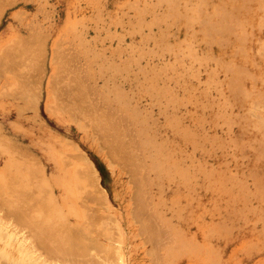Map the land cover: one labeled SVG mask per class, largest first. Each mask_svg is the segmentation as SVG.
<instances>
[{"label": "rangeland", "instance_id": "374dc122", "mask_svg": "<svg viewBox=\"0 0 264 264\" xmlns=\"http://www.w3.org/2000/svg\"><path fill=\"white\" fill-rule=\"evenodd\" d=\"M2 49L0 264H264V0H0Z\"/></svg>", "mask_w": 264, "mask_h": 264}, {"label": "bare ground", "instance_id": "6f19581e", "mask_svg": "<svg viewBox=\"0 0 264 264\" xmlns=\"http://www.w3.org/2000/svg\"><path fill=\"white\" fill-rule=\"evenodd\" d=\"M62 25H63V24H62ZM65 25H66V24H65ZM59 26H60V25H59ZM68 26H69V25H68ZM66 29H69V27L66 26ZM66 33L69 34V32H66ZM34 37H36V36H34ZM39 37H40V36H39ZM37 38H38V36H37ZM17 39H18V38H17ZM71 40H72V39H71ZM44 41H46V40H44ZM18 42H20V41H18ZM33 42H34V41H33ZM14 43H16V42H14ZM24 43H25V42H24ZM31 43H32V42H31ZM18 44H19V43H18ZM9 45H10V44H9ZM11 45H14V44H11ZM25 45H26V44H25ZM58 45H59V44H58ZM21 46H24V45H21V44H20L19 47H21ZM6 47H7V46H5V48H6ZM16 47H17V46H16ZM16 47H15V48H16ZM28 47H29V46H28ZM30 47H31V46H30ZM59 47H60V46H59ZM8 48H11V47H8ZM23 48H24V47H23ZM57 48H58V46H57ZM3 49H4V48H3ZM3 49H2V51L5 52V53L8 51L7 49H6V51L3 50ZM12 49H13V48H12ZM25 49H26V48H25ZM44 49H45V48H44ZM50 49H51V48H50ZM10 50H11V49H10ZM14 50H15V49H14ZM20 50L22 51L23 49L20 48ZM55 50H56V49H55ZM55 50H54V51H55ZM68 50H69V49H68ZM70 50H71V49H70ZM2 51L0 50V52H2ZM12 51H13V50H11V52H12ZM71 51H72V50H71ZM3 52H2V55H3ZM17 52H18V51L16 50V51H15L16 55L18 54ZM24 52H25V50H24ZM26 52H27V51H26ZM31 52H32L31 50L28 51L29 54H30ZM7 53H8V52H7ZM7 53L4 54V55L6 56V57L4 56L5 59L1 56L2 59H0V60H1V61H0V68H1L0 71L5 70L6 72H8V71H7V68L11 65V64H9V62H7V60L9 61V59H10L9 57H10L11 55H10L9 53H8V54H7ZM15 53H14V54H15ZM41 53H42V52H41ZM44 53H45V52H44ZM44 53H43V54H44ZM55 53L57 54V52H54V54H55ZM12 54H13V53H12ZM32 54L34 55L33 52H32ZM43 54H42V55H43ZM8 55H10V56H8ZM20 55H21V54H20ZM23 55H24V53H23ZM23 55H22V57H23ZM26 55H27V54H25V58H26ZM30 55H31V54H30ZM33 55H31V57H29V55H27V58H28L30 61H33V60H34V56H33ZM7 57H8V58H7ZM22 57H20V58H19V57H15V58H16V59L19 58V59L22 60ZM23 58H24V57H23ZM56 58H57V57H56ZM74 58H75V57H74ZM11 59L14 60V58H11ZM16 59H15V63H14V61H13V63H14L15 65L17 64V63H16V62H17ZM35 59H36V58H35ZM5 60H6V61H5ZM24 60H25V59H24ZM77 60H78V59H77ZM18 61H19V60H18ZM35 61H36V60H35ZM35 61H34V62H35ZM67 61H68V60H67ZM72 61H73V60H72ZM74 61H75V60H74ZM21 62H22V61H21ZM24 62H25V61H24ZM53 62H54V61H53ZM55 62H56V61H55ZM55 62H54V63H55ZM7 63H8L9 65H8ZM10 63H11V62H10ZM30 63H31V62H30ZM32 63H33V62H32ZM32 63H31V65L34 64V63H33V64H32ZM23 64H24V63H23ZM7 65H8V66H7ZM18 65H19V64H18ZM69 65H70V64H69ZM1 66H2V67H1ZM34 66H35V65H33L32 67H34ZM63 66H64V65H63ZM26 67H27V66H26ZM32 67H31V68H32ZM36 67H37V66H36ZM66 67H67V66H66ZM10 68H12V67H10ZM10 68H8L9 71H12L13 68H12V70H11ZM67 69H68V67H67ZM16 70H17V68L15 69V71H16ZM5 71H4V72H5ZM66 71L68 72L69 69L66 70ZM58 72H59V71H58ZM13 73H14V72H13ZM80 74H81V73H80ZM73 75H74V74H73ZM88 76H89V75H88ZM2 77H3V76H2ZM70 77H71V76H70ZM16 80H17V79H16ZM86 80H87V79H86ZM55 81H56V80H55ZM88 81H89V80H88ZM90 81H91V80H90ZM13 83H14V82H13ZM49 83H51V82H49ZM58 83H59V82H58ZM54 84H55V83H54ZM51 85H52V84H51ZM56 85H57V84H56ZM66 86H67V88H68V84H67V85L64 84V86H63L64 88H61V90H59V91H63V94L67 93L68 89H66ZM81 87H82V86H81ZM8 88H10V87H7V89H8ZM27 88H28V87H27ZM52 88H53V87H52ZM5 89H6V88H5ZM29 89H30V88H29ZM50 89H51V88H50ZM53 89H54V88H53ZM53 89H52V90H53ZM65 90H66V91H65ZM9 91H10V90H9ZM50 91H51V90H50ZM64 91H65V92H64ZM11 92H12V91H10V93H11ZM19 92H21V91H19ZM51 92H53V91H51ZM54 92H55V90H54ZM70 92H71V91H70ZM89 92H90V91H89ZM92 92H93V91H92ZM8 93H9V92H8ZM59 93H60V92H59ZM52 94H53V93H52ZM56 94H57V93H56ZM61 94H62V92H61ZM68 94H69V93H67V97H66V95H65V96L61 95L62 98H63V99L61 98V100H64V99L66 100V98H69ZM15 95H16V93H15ZM59 95H60V94H59ZM91 96H92V95H91ZM64 97H65V98H64ZM61 100H60V101H61ZM60 101H59V102H60ZM61 102H65V103L71 104V103H69V100H68V99H67V102H66V101H61ZM103 102H104V101H103ZM60 104H61V103H60ZM63 104H64V103H63ZM68 104H64V109L67 108V107L65 108V105H67V106L69 107V108H67V109H71V107H70L71 105L69 106ZM61 106H62V105H61ZM85 106H87V105H85ZM85 106H84V109H85V111H86V108H87V107L85 108ZM53 107H54V106H53ZM76 107H77V106H76ZM48 108H49V107H48ZM50 108H51V107H50ZM61 108H62V107H61ZM52 109H53V108H52ZM88 109H89V108H87V111H86V112L90 111V110H88ZM90 109H91V108H90ZM53 110H54V109H53ZM68 111H69V110H68ZM63 112H64V111H63ZM60 113H61V112H60ZM88 113H89V112H88ZM88 113H87V114H88ZM90 113H92V112H90ZM90 113L88 114V118H89V116L92 115V114L90 115ZM106 113H107V112H106ZM65 114H66V111H65ZM70 114H71V113H70ZM70 114H69V115H70ZM107 114H109V113H107ZM110 114H111V113H110ZM85 115H86V113H85ZM104 115H106V114H104ZM96 116H97V115H96ZM96 116H94V118H96ZM100 116H101V115H99V116H97V117H100ZM67 117H68V116H67ZM71 117H72V116H71ZM86 117H87V116H86ZM102 117H106V118H107V116H103V114H102ZM111 117H112V115H111ZM114 118H115V117H114ZM90 119H91V117H90ZM99 119H102V120L104 121L103 118H99ZM107 119H108V118H107ZM91 120H92V119H91ZM96 120H97V119H96ZM113 120H114V119H113ZM115 120H116V119H115ZM115 120H114V121H115ZM117 120H118V119H117ZM99 121H100V120H99ZM99 121L97 122L98 124H99ZM105 121H107V120L105 119ZM74 122H75V121H74ZM95 122H96V121H95ZM109 122H111V121H109ZM109 122L107 121L106 124H108ZM115 122H116V121H115ZM118 122H119V121H118ZM101 123H102V122H101ZM104 123H105V122H104ZM112 123H113V122H112ZM119 123H120V122H119ZM119 123H116V124H119ZM77 124H78V123H77ZM114 124H115V123H114ZM121 124H122V123H121ZM103 125H104V124H103ZM108 125H109V124H108ZM85 126H86V125H85ZM94 126H95V124H94ZM96 126H97V124H96ZM100 126H101V124H100ZM109 126H112V125H109ZM109 126H108V128H109ZM122 126H123V125H122ZM122 126H121V127H122ZM124 126H125V125H124ZM92 127H93V126H92ZM116 127L119 128V125H117ZM116 127H114L115 130H117ZM77 128H78V127H77ZM98 128H99V125H98ZM114 128H113V129H114ZM100 129H103V127H100ZM104 129H106V128H104ZM96 130H97V127H96ZM106 130L109 131L110 129H106ZM115 130H113V132H114ZM110 131H111V130H110ZM117 131H118V130H117ZM125 131H126V130H125ZM132 131H133V130H132ZM100 132H101V130H100ZM100 132H99V133H100ZM102 132H103V133H101V134H102V136H104L103 134L105 133V130H104V131L102 130ZM119 132H120V131H119ZM106 133L109 135L110 132H106ZM106 133H105L106 138H105V136H104V138H105L107 141L109 140V141L111 142L112 140L107 139V137H109L110 135L107 136ZM116 133H117V132H116ZM120 133H121V132H120ZM124 133H125V132H124ZM126 133H127V132H126ZM126 133H125V134H126ZM111 134H112V133H111ZM114 135H115V134H114ZM119 135H120V134H116L117 137L114 136V137H113V140H114V141H112V142H115V144H116L117 139H119V138H118ZM122 135H123V134H122ZM98 136H100V135H98ZM120 136H121V135H120ZM110 137H112V136H110ZM133 137H134V136H133ZM111 139H112V138H111ZM101 140H103V142H104V139H101ZM106 140H105V142H106ZM109 141H108V142H109ZM123 141H124V140H123V138H122L121 143L119 142V140H118V143L122 144ZM103 142H102V143H103ZM105 142H104V143H105ZM108 142H107V143H108ZM128 142H129V141H128ZM136 142H137V141H136ZM107 143H105V144H107ZM118 143H117V144H118ZM108 144H110V143H108ZM108 144H107V146H108ZM117 144H116V145H117ZM120 144H118L117 146L114 145L115 148H113V146H112V149L114 150V151H113V150H112V151L115 153L116 150H117V153H116V154H120V153H121V154L119 155V157H124V158H125L126 155H125V156L122 155L123 152L120 151V150L123 149L122 147L125 148V146H124V145H125V142H124V145L122 144V147L120 146ZM107 146H106V147H107ZM119 146H120V148H119ZM148 146H149V145H148ZM137 147H138V146H137ZM110 148H111V147H108L109 151H111ZM153 148H154V147H153ZM18 149H19V148H18ZM115 149H116V150H115ZM125 150H126V149H125ZM112 151H111V152H112ZM118 152H120V153H118ZM109 154H110V153H109ZM109 154H108V155H109ZM124 154H126V153H124ZM113 155H114V154H113ZM110 156H111V154H110ZM116 156H118V155H116ZM111 157H114V156H111ZM111 157H109V158L112 159ZM126 157H127V156H126ZM35 162H37V161H35ZM117 163H118V162H117ZM25 165H26V164H25ZM29 166H30V165H29ZM13 167H14V166H13ZM91 167H92V166H91ZM33 169H34V168H33ZM123 169H124V168H123ZM24 171H25V170H24ZM91 171H92V174H94V177H93V178H95V174H96L95 171H93V170H91ZM30 172H31V171H30ZM41 172H43V171H41ZM129 172H130V171H129ZM26 174H27V173H26ZM27 175H28V174H27ZM29 176H30V175H29ZM89 176H91V175H89ZM132 176H133V175H132ZM42 177H43V176H42ZM43 178H44V177H43ZM43 178H42V179H43ZM97 179H98V178H97ZM97 179H95V180H97ZM38 180H39V178H38ZM79 180H80V179H79ZM131 181H132V180H131ZM40 182H41V181H40ZM40 182H39L38 184H40ZM72 182H73V181H72ZM95 183H96V182H95ZM129 183H130V182H129ZM72 184H74V183H72ZM40 186H41V185H40ZM78 189H79V188H78ZM80 189H81V188H80ZM101 196H102V195H101ZM103 196H104V195H103ZM104 197H105V196H104ZM132 197H133V196H132ZM101 199H102V198H101ZM149 200H150V199H149ZM131 204H132V203H131ZM56 206H57V205H56ZM7 221H8V220H7ZM148 223H149V222H148ZM3 226H4V225H3ZM166 227H167V226H166ZM4 229H5V228H4ZM47 231H48V230H47ZM142 231H143V230H142ZM159 232H160V231H159ZM162 233H163V232H162ZM16 236H17V235H16ZM23 239H25V238H23ZM163 240H164V239H163ZM60 241H61V240H60ZM154 241H155V240H154ZM40 243H41V242H40ZM146 243H147V242H146ZM148 244H149V243H148ZM39 246H41V245H39ZM150 251H151V250H150ZM159 251H160V249H159ZM68 252H69V251H68ZM145 252H146V251H145ZM8 253H9V252L6 251V250H3V249L0 250V255H1V257L3 256L4 259H10V257L8 256V255H9ZM7 254H8V255H7ZM62 254H63V253H62ZM62 254H61V255H62ZM68 254H69V253H68ZM147 254H148V253H147ZM115 255H116V254H115ZM148 255H149V254H148ZM38 256H39V255H38ZM156 256H157V255H156ZM39 257H40V256H39ZM65 258H66V257H65ZM154 259H155V258H154ZM36 260H37V259H36ZM150 260H151V259H150ZM159 260H160V259H159ZM9 261H10V260H9ZM11 261H14V259L11 258ZM44 261H45V260H44ZM154 262H156V261H154ZM159 262H160V261H159ZM86 263H87V262H86ZM16 264H18V263L16 262ZM50 264H51V263H50ZM157 264H158V263H157Z\"/></svg>", "mask_w": 264, "mask_h": 264}, {"label": "crops", "instance_id": "0c3cea01", "mask_svg": "<svg viewBox=\"0 0 264 264\" xmlns=\"http://www.w3.org/2000/svg\"><path fill=\"white\" fill-rule=\"evenodd\" d=\"M0 73H1V71H0Z\"/></svg>", "mask_w": 264, "mask_h": 264}]
</instances>
